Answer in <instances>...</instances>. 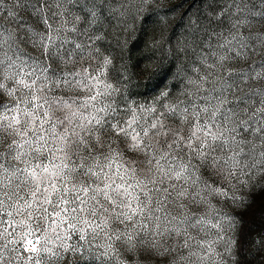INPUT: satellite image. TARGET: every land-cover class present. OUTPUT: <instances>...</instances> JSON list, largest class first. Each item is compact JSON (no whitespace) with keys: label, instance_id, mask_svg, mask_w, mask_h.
I'll use <instances>...</instances> for the list:
<instances>
[{"label":"snow or ice","instance_id":"1","mask_svg":"<svg viewBox=\"0 0 264 264\" xmlns=\"http://www.w3.org/2000/svg\"><path fill=\"white\" fill-rule=\"evenodd\" d=\"M200 2L206 4L205 16L211 21L218 16L221 19L228 17L233 13L228 3L235 7L243 0ZM156 3L158 0H10L9 7L5 9V0H0V70L5 63L10 66L8 94L16 96L12 103L5 104L2 99L4 90L0 88V141H3L5 129L16 137L7 152H0V264H41V252H47L49 259H55L56 251L70 253L74 248L81 252L99 249L110 257L111 264H118L113 255L116 244L126 242L135 246L142 245V242L152 243L155 245L153 251L159 248L163 252L160 246L164 245L165 238L185 236L190 226L197 227L203 237L195 244L200 253L195 258L213 264V257H219L216 246L226 239L225 230L238 226L232 215L220 212L210 204L213 196L228 198V190L223 185L201 184L196 170L182 157L173 158L171 152H164V146H161L159 154L155 150L149 151L152 149L147 140L150 133L168 135L165 112L175 113L180 120L188 119L190 111L193 113L192 132L184 148L196 153L198 161L203 158L205 163H215L233 174H242V169L252 168L256 163L255 157L259 155V170L249 171L248 176L256 181L254 186L264 188L260 183L264 181V89L256 90L262 98L259 107L251 114L245 113L237 118L231 105L224 107L222 98L223 93L234 87L230 80L218 78L212 81L218 87L209 90L207 76L193 66L186 76V86L180 92L188 102L182 103L172 99L169 78L175 73L173 68H168L154 74V79L144 86L147 90L145 95L150 94L151 99L137 102L129 98L113 110L111 97L117 89L109 76L114 57L105 54L98 42L106 40L109 35L107 26L115 20L117 23L110 33L115 47H126L127 33L135 30L138 24L141 30L134 47L148 45L150 33L147 26L149 22L159 23L154 8ZM26 16L37 18L44 31L26 23ZM56 19L61 24L55 27L54 36L53 20ZM21 24L32 43L44 47L46 53L51 51L54 56L89 57L97 61L94 66L87 67L84 76L74 75L70 81L73 84L79 81L91 89L88 97L91 104L73 113L75 128L81 129L80 141L72 145L73 153L68 152V147L72 136L76 135L75 128L61 130L51 111L53 105L61 106V100L55 94L41 99L32 92V83L39 81L42 73L43 79L47 80L45 69L35 62L31 68L24 64L18 67L13 60L5 59V47L11 50L16 39L13 25L19 28ZM192 28L193 35L202 31L196 22L192 23ZM203 32L207 33L208 29H203ZM212 34H215L214 29ZM224 43L228 45L230 41L225 40ZM229 51L230 48L223 53L212 51L211 55L216 58V63L222 65ZM198 60L206 63L203 56ZM22 71L27 75L21 76ZM122 74H126L123 67ZM17 76H20V84H17ZM239 78L247 80L249 70H242ZM252 78H264V63L259 70L252 72ZM58 79L69 82L67 77ZM21 91L30 93L31 98H26ZM63 107H70V102L65 100ZM209 110L212 119L207 118ZM200 113H205L203 119ZM109 116L114 118V122L108 123L107 127L119 129L117 135L124 133L134 148L150 155L151 163L156 166V178L149 180L140 176L136 169L122 163L114 152L98 157L90 154L89 147L83 146L84 132L94 131L93 124L100 127ZM216 117L220 118L219 122ZM249 136L260 140L261 151L257 154L253 146L248 150L252 161L245 163L247 156L243 149ZM181 142L178 138L168 147L178 149ZM217 143L228 146L231 155L219 160L208 155L209 146L215 147ZM237 146L240 151L236 150ZM82 171L102 178L101 182L94 180L92 184H77L74 178ZM45 176L48 177L46 181L43 179ZM38 177L40 183H37ZM189 197L207 206L209 211L191 219L186 215L176 216L170 211L171 205L177 203L183 208V201ZM247 207L250 208L251 204ZM259 210L264 214V205ZM42 215H46L55 245L46 243L48 237L42 236L43 229L38 231V225L33 223ZM134 229L138 231L134 232ZM73 233L79 235L73 236ZM146 235L151 236V241L145 239ZM101 236L103 241L94 249L93 244ZM73 240L77 241L75 245ZM187 246L188 240L184 238L181 247L187 251ZM189 264H192L191 259ZM217 264H223V260H218Z\"/></svg>","mask_w":264,"mask_h":264},{"label":"clouds","instance_id":"2","mask_svg":"<svg viewBox=\"0 0 264 264\" xmlns=\"http://www.w3.org/2000/svg\"><path fill=\"white\" fill-rule=\"evenodd\" d=\"M189 4H192V0H158V3L154 4V8L159 23L149 22L147 26L150 33L148 45L142 44L138 48L134 47V41L140 35L141 30L138 24L135 30L127 33L126 47L113 46L109 49L114 57L109 80L117 89V92L111 97L114 104L113 110L129 98L135 99L137 102L151 99L150 94L145 95L147 90L144 86L154 79V74L158 75L168 68H173L175 73L173 77L169 78L172 99L182 103L188 102L185 96L180 95V92L186 86V76L193 66L201 69L202 74L207 76L210 81L207 85L209 90L218 87L216 83L212 82L218 78L230 80L234 87L223 93L222 98L225 101L224 107L227 108L231 105L234 112L237 113V118L245 113L251 114L254 109L259 107V101L262 98L256 94V90L264 89V78H252V72L259 70L261 64L264 63V14H261L264 11V0H243L235 7L228 3V7L233 8V13L223 19L218 16L217 19L211 21L202 12L187 11ZM53 15H55L54 11ZM25 21L37 30L44 31L37 18L26 16ZM7 22V18H5V23ZM193 22L200 24L201 33L193 35ZM60 24L59 19L53 20L54 36L56 35L55 27ZM205 28L208 29L207 33L203 32ZM213 29L215 34H212ZM13 30L16 33V39L11 45V50L5 47L6 61L13 60L18 67L24 64L27 68H31L35 62L45 69L47 80L43 79L44 74L42 73L41 79L32 83V92L41 99L55 94L61 100V106L53 105L51 110L53 119L58 126H61V130L71 131L75 128L73 113L81 111L86 104H91L88 99L91 89L79 81L71 83V78L74 75L84 76L87 67L94 66L97 61L89 57L54 56L51 51L46 53L44 47L32 43L23 24L19 28L13 25ZM225 40H229L230 44L225 45ZM229 48L231 51L228 52L225 62L222 65L216 63V58L211 55V52L223 53ZM67 50V48L64 49L65 52ZM199 56L205 57L206 63H200ZM122 67L126 69V74H122ZM245 69L249 70L247 80L239 78V73ZM25 75L27 72L22 71L21 76ZM0 77L3 78L0 79V88L4 90L3 102L5 104L12 103L16 96L8 94L7 82L11 79V75L10 66L7 63L0 70ZM60 77H67L69 82L65 83L59 80ZM16 81L17 84H20V76L16 77ZM29 82L24 81V83ZM21 94L26 98H31L28 92L21 91ZM65 100L70 102V107H63ZM91 110L90 108L89 111ZM187 116L188 119L180 120L175 113L165 112L164 122L168 129V135L165 137L162 132L160 135L150 133L147 140L152 145V149L149 151L155 150L159 154L161 146H164V152H171L173 158L182 157L192 169L196 170L201 184L208 183L214 187L223 185L228 190V198L213 196L210 198V204L220 212L239 217L238 226L231 230H225L224 236L229 238L216 246L219 257H213V264H217L220 259L223 260V264H264V248L253 253L250 240L252 236L250 226L253 219L264 218V214L259 210L261 205H264V193L252 194L251 190L256 181L248 176L249 171L259 170V155L255 157L256 163L252 168L242 169V174H233L227 168L215 163H205L203 158L198 161L196 153L184 148V143L187 142L192 132L194 122L191 111ZM204 117L205 113H200V118ZM207 118L212 119L211 110L207 113ZM216 120L219 122L220 118L216 117ZM111 122H114V118L109 116L107 121L101 123L100 127L93 124L94 131L84 132L83 146L89 147L90 154H95L98 157L114 152L118 154V159L122 163L136 169L140 176L149 180L156 178L154 171L156 166L151 163L150 155L141 149L134 148L124 133L117 135L119 129L107 127V124ZM80 131L81 129L75 128L76 135L72 136L69 141V153L74 152L72 145L80 141ZM178 138L182 141L178 149L168 147ZM15 139L16 137L5 129L3 141H0V152H7L11 142ZM246 140L247 143L243 150L246 151L247 159H244V162L249 163L252 161V156L248 150L255 146V152L258 154L261 151V142L250 136L246 137ZM236 150L240 151L241 149L237 146ZM80 151H83V147ZM207 154L219 160L224 156L231 155V151L228 146L217 143L215 147L209 146ZM43 179L46 181L48 177L45 176ZM74 179L77 184H92L94 180L97 183L101 182L102 178L89 176L87 172L82 171ZM37 183H40L39 177ZM69 184H71V180ZM243 195H249L253 200L250 208L241 206L240 200ZM183 204V208H180L178 203L171 205L170 211L176 216L186 215L190 219L204 215L209 211L207 206L202 205L193 197L184 200ZM253 212H258L259 215L254 217ZM33 223L38 225V231L43 229L42 236L48 237L46 243L56 244L52 240V229L47 223L46 215L40 216ZM133 231H138V229ZM63 235L64 233H61V236ZM78 235L79 233H73V236ZM184 238L188 240L187 251L181 247ZM202 238L198 228L190 226L189 232L185 236L165 238L164 245L160 246L164 249L163 252L159 248L153 251L155 245L152 243L143 244L142 242V245L131 246L126 242H121L115 245L113 255L118 264H189V259L192 264H207V262L195 258L200 255L195 244ZM145 239L151 241V236L146 235ZM102 241L103 237L101 236L95 241L93 248L96 249V245ZM76 243L77 241L73 240V245ZM87 243L88 241H85V244ZM55 257V259H49L47 252H41V264H65V262L66 264H111L110 257L105 256L99 249L81 252L79 248H74V251L70 253L60 250L55 252Z\"/></svg>","mask_w":264,"mask_h":264},{"label":"rangeland","instance_id":"3","mask_svg":"<svg viewBox=\"0 0 264 264\" xmlns=\"http://www.w3.org/2000/svg\"><path fill=\"white\" fill-rule=\"evenodd\" d=\"M9 3H10V0H5V5H4L5 9L9 7ZM205 9H206V4L203 2H200V0H195V2H192V4H189L187 7V11H194V12L199 11V12H202L203 14H205ZM116 23L117 21L114 20L112 21V25L107 26V31L109 35L106 37L105 41L98 42V45L101 47L102 51H104L105 54L112 55L109 49L114 46V42L111 40L110 33L112 32ZM261 183H264V181H261ZM251 192L253 195L264 193V188L256 187L253 185ZM251 203H253V200L250 198L249 195L242 196V199L240 200V204L242 207H247V205ZM258 215L259 213L257 212L255 213L254 217ZM233 217L235 218L237 222L239 221V217H236V216H233ZM250 231L252 232V236L250 237V240H251V245H252V249L254 253L256 250H260L264 248V218L262 219L254 218L250 226ZM228 238L229 237L226 236V239ZM249 258L251 259L252 257L250 256Z\"/></svg>","mask_w":264,"mask_h":264}]
</instances>
